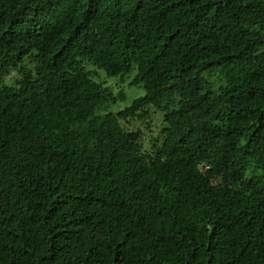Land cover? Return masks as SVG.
I'll list each match as a JSON object with an SVG mask.
<instances>
[{"label": "trees", "instance_id": "1", "mask_svg": "<svg viewBox=\"0 0 264 264\" xmlns=\"http://www.w3.org/2000/svg\"><path fill=\"white\" fill-rule=\"evenodd\" d=\"M0 264H264V0H0Z\"/></svg>", "mask_w": 264, "mask_h": 264}, {"label": "rangeland", "instance_id": "2", "mask_svg": "<svg viewBox=\"0 0 264 264\" xmlns=\"http://www.w3.org/2000/svg\"><path fill=\"white\" fill-rule=\"evenodd\" d=\"M86 68L95 72L100 77V81L103 82L105 86L109 87L113 94L116 95L120 91L123 92V101L117 100L116 103H113L109 109L112 112H117L129 106L134 99L144 95V90L141 86H128V79H125L124 82H120L116 78H107L103 71L98 70L89 64H86ZM133 75L134 72L130 75V77H133ZM4 81L9 83V77L7 80L5 78ZM164 126L165 124L162 112L154 107H149L148 117L143 120L134 121L129 127L131 130L139 129L142 131L141 143L143 144L144 150H148L150 148V144H153V142L150 143L152 139H154V144H159L161 142L159 132Z\"/></svg>", "mask_w": 264, "mask_h": 264}]
</instances>
